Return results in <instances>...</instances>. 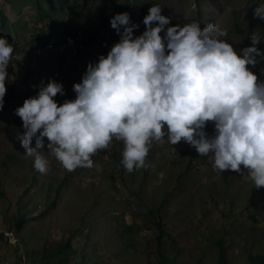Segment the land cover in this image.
I'll use <instances>...</instances> for the list:
<instances>
[{
  "label": "rangeland",
  "instance_id": "rangeland-1",
  "mask_svg": "<svg viewBox=\"0 0 264 264\" xmlns=\"http://www.w3.org/2000/svg\"><path fill=\"white\" fill-rule=\"evenodd\" d=\"M80 29L78 60L47 50ZM220 243L264 254V0H0V264Z\"/></svg>",
  "mask_w": 264,
  "mask_h": 264
},
{
  "label": "built area",
  "instance_id": "built-area-1",
  "mask_svg": "<svg viewBox=\"0 0 264 264\" xmlns=\"http://www.w3.org/2000/svg\"><path fill=\"white\" fill-rule=\"evenodd\" d=\"M88 42V35L80 29L62 39L49 42L47 50L59 61L73 62L81 57L88 47Z\"/></svg>",
  "mask_w": 264,
  "mask_h": 264
},
{
  "label": "trees",
  "instance_id": "trees-1",
  "mask_svg": "<svg viewBox=\"0 0 264 264\" xmlns=\"http://www.w3.org/2000/svg\"><path fill=\"white\" fill-rule=\"evenodd\" d=\"M51 5L52 4L50 3V6ZM51 8H52V6H51ZM52 9H51V11H52ZM50 14H52V12ZM110 44L108 45V42L105 41L103 48L108 49L110 47ZM54 202L55 201H53L52 205L54 204ZM19 224H21V222H19ZM156 224H157L158 230L160 231V234L157 237V242L159 244L158 246H159V250H160L161 249L160 245L163 242L162 239H163L164 235H166V229H165L164 223L162 222V219H160V217H158V221L156 222ZM220 246H221V243H220ZM69 247H70V241L67 240L64 243V245L62 244V245L59 246V248L55 249L54 253L61 254V253L64 252L65 249H67ZM50 255H53V254H50ZM158 255H159V258H160V264H171L172 263V261L170 259H168L167 257H165V255L162 252H159ZM218 260H219L220 264H229V261L227 260V258L224 255V249H223L222 246L219 249V258H218ZM249 260H250L251 264H264V254L256 255V256L251 255V256H249Z\"/></svg>",
  "mask_w": 264,
  "mask_h": 264
}]
</instances>
